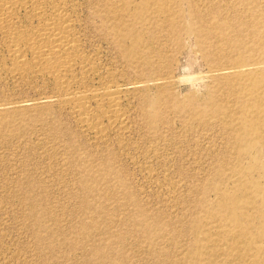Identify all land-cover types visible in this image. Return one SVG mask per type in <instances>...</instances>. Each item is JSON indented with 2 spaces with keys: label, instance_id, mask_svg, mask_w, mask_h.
Returning <instances> with one entry per match:
<instances>
[{
  "label": "rangeland",
  "instance_id": "374dc122",
  "mask_svg": "<svg viewBox=\"0 0 264 264\" xmlns=\"http://www.w3.org/2000/svg\"><path fill=\"white\" fill-rule=\"evenodd\" d=\"M55 1L93 68L70 90L119 86L122 121L95 138L51 77L11 73L0 36V264H264V126L237 120L264 109V0ZM109 1L147 10L167 59H128Z\"/></svg>",
  "mask_w": 264,
  "mask_h": 264
},
{
  "label": "bare ground",
  "instance_id": "6f19581e",
  "mask_svg": "<svg viewBox=\"0 0 264 264\" xmlns=\"http://www.w3.org/2000/svg\"><path fill=\"white\" fill-rule=\"evenodd\" d=\"M148 3L143 0L141 6L144 7L145 5L146 7ZM107 5V10H101L102 13L104 12V17L110 21L116 34L129 40L130 44L124 47L128 59L148 63L153 56L160 59L166 57L164 49L162 51L159 48L157 51L150 46L153 43L151 42L152 38L149 37L151 34L144 33L147 27L144 29L142 22H146L147 17L144 13L147 10H123L122 8L113 7L110 1L107 2ZM191 12L197 14L195 10H191ZM22 13L26 18L28 17L37 22L35 30L24 31L17 26V20ZM139 24H142V26ZM122 26L124 29H122ZM74 28V20L69 14V10H66L61 2L55 0H0V36L3 38V43L12 64L11 73L17 77H23L25 72L29 70L32 73H43L51 77L61 92L60 102L70 108L78 124L93 132L95 138H101L104 132V128L101 127V117L107 119L112 125L122 121L123 113L120 110L119 99L124 90L116 85L115 87L110 86L108 80L101 91L82 88L76 91L70 90L71 80L69 75L77 65H80V68L77 67L76 70L80 69L83 78L93 71L91 65L83 59L84 56L81 58L78 53V39H76ZM26 55L30 57L29 61ZM253 66H256V64ZM240 93L238 94L240 95ZM257 101L259 100L255 99L251 104L256 110L259 109V112H254V115H252L253 113L251 115L246 114L245 106L247 104L244 103V114L237 118V120H240L238 121L241 123L240 127L244 135H250L257 128L264 126V109H260L263 104ZM93 105L99 110V114L94 113ZM236 136V134L232 136L233 140L236 139ZM231 200L230 196L222 198V202L229 203V205ZM231 208L233 213L236 207ZM243 230L245 233L247 232L246 227ZM230 235L232 238L237 237V233L233 231L230 232ZM197 244H199V241ZM238 248V244L231 246L236 256L235 249Z\"/></svg>",
  "mask_w": 264,
  "mask_h": 264
}]
</instances>
